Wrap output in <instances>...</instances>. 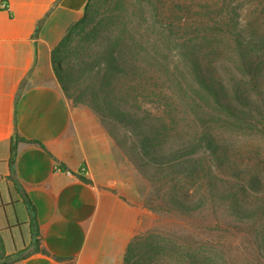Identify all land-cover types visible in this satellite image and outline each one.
Wrapping results in <instances>:
<instances>
[{
	"label": "crops",
	"instance_id": "0c3cea01",
	"mask_svg": "<svg viewBox=\"0 0 264 264\" xmlns=\"http://www.w3.org/2000/svg\"><path fill=\"white\" fill-rule=\"evenodd\" d=\"M89 2L0 0V235L5 255L31 253L10 264H123L147 214L140 176L54 72L52 50ZM15 133L27 142L8 179ZM27 202L48 254L34 250Z\"/></svg>",
	"mask_w": 264,
	"mask_h": 264
},
{
	"label": "rangeland",
	"instance_id": "374dc122",
	"mask_svg": "<svg viewBox=\"0 0 264 264\" xmlns=\"http://www.w3.org/2000/svg\"><path fill=\"white\" fill-rule=\"evenodd\" d=\"M112 1L121 3L120 13L132 20L131 27L141 29L142 57L151 66L144 77L146 89L168 96L177 120L178 134H171L156 154L170 155L181 141L197 138L195 126L204 127L216 138L217 151L201 150L218 174L226 199L189 216L160 217L145 208L136 232L158 230L181 244L179 249L169 247L175 253L173 264H187L181 257L199 242L205 243L199 253L210 258L209 264H264V0ZM194 61L215 79L222 101L238 110V117L219 111L193 87ZM128 80H119L120 90ZM186 91L200 100V107L187 104ZM112 103L135 119H107L104 124L98 119L108 135L113 131L116 140L109 136L116 148L140 176L145 201L151 184L138 169L136 147L165 114L148 101L142 104L147 113ZM231 187H244L241 207L228 195Z\"/></svg>",
	"mask_w": 264,
	"mask_h": 264
},
{
	"label": "trees",
	"instance_id": "16d2710c",
	"mask_svg": "<svg viewBox=\"0 0 264 264\" xmlns=\"http://www.w3.org/2000/svg\"><path fill=\"white\" fill-rule=\"evenodd\" d=\"M122 10L119 2L90 0L80 20L68 28L62 40L52 50V63L56 77L72 105L88 106L103 124L107 119L117 122H125L129 116L135 119L130 111L112 108L113 101L123 102L128 109L142 113H147L142 107L145 101L158 104L156 110L161 112L160 114L164 113L165 117L158 120L157 127L148 131V135L140 141V148L136 147L140 153L137 155L140 160L138 169L151 184L144 206L160 217L177 213L189 216L195 212L205 211L209 204H215L223 198L218 174L201 150L209 149L210 154H215L217 150L213 146H215L216 138L204 127L195 126L197 138L181 141L175 150L169 153L170 155L156 154V149L162 148L171 134H178V124L172 113L173 109H169L172 104L168 103L170 98L166 95L161 97L156 90L146 89L144 77L151 66L149 63L147 65L142 57L144 46L140 41L141 29L131 27L132 20L121 15ZM242 46L243 44H240V47ZM192 68L195 80L193 87L201 91L219 111L238 117L236 115L238 110L222 101L215 79L209 77L208 73L203 74L204 69L195 61ZM122 78L130 79V81L128 80L126 88L120 90L119 80ZM183 93L187 96L184 100L191 107L201 106L200 100L192 92ZM108 133L114 139L116 138L113 131L108 130ZM20 141L27 142L15 133L11 139L8 179L13 178L12 164L17 143ZM147 168L151 170L149 174L146 173ZM78 176L84 182H89L82 174ZM245 194L244 187L241 189L231 187L228 195L235 200L238 207H241ZM223 200H226L225 197ZM27 206L34 236V250L48 254L39 246V230L34 207L29 202ZM170 245L177 246L178 249L182 247L181 244L172 242L165 233L158 230L149 231L146 234L136 232L126 248L123 264L147 262L173 264L175 253L170 250ZM198 245L188 248L190 253L181 257L184 262L209 264L210 258L199 253L205 243L199 242ZM30 254L22 250L5 255L0 235V264H10ZM143 254L147 257L144 258ZM54 258L57 261H64L59 257Z\"/></svg>",
	"mask_w": 264,
	"mask_h": 264
},
{
	"label": "built area",
	"instance_id": "2783aa9c",
	"mask_svg": "<svg viewBox=\"0 0 264 264\" xmlns=\"http://www.w3.org/2000/svg\"><path fill=\"white\" fill-rule=\"evenodd\" d=\"M86 171H85V169L84 168H82L81 170H80V174H84Z\"/></svg>",
	"mask_w": 264,
	"mask_h": 264
}]
</instances>
